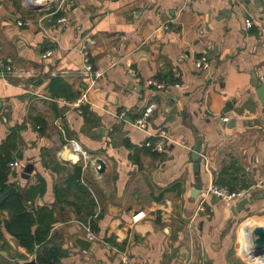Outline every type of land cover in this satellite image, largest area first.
Instances as JSON below:
<instances>
[{
    "label": "crops",
    "instance_id": "crops-1",
    "mask_svg": "<svg viewBox=\"0 0 264 264\" xmlns=\"http://www.w3.org/2000/svg\"><path fill=\"white\" fill-rule=\"evenodd\" d=\"M15 1L0 0V142L11 131L20 137L11 183L25 191L44 180L35 208L56 205L52 236L69 252L62 263L264 261L254 243V231L264 230V186H258L264 185V106L255 86L264 84V0H66L58 17L50 15L56 0L42 11L19 9ZM27 17L30 27L18 26ZM36 17H45L58 44ZM63 17L67 22L58 24ZM246 19L255 22L252 29ZM87 40L94 69L104 73L89 90L80 52ZM48 50L54 54L44 59ZM200 57L209 70L196 68ZM151 80L166 87L155 88ZM86 92L89 103L81 111L63 102ZM151 104L157 109L148 130L140 131L133 121ZM160 129L169 132L164 153L145 147ZM69 140L95 164L85 165L67 148ZM197 141L199 177L192 160ZM97 160L105 163L102 173ZM27 165L33 169L26 179ZM76 166L96 202L98 217L86 222V211L79 214L73 203H79L75 191L56 196ZM213 184L247 189L252 202L234 212L238 202L206 195ZM138 211L145 218L135 223ZM6 239L26 254L14 238ZM82 239L91 243L87 250L77 244Z\"/></svg>",
    "mask_w": 264,
    "mask_h": 264
},
{
    "label": "trees",
    "instance_id": "trees-1",
    "mask_svg": "<svg viewBox=\"0 0 264 264\" xmlns=\"http://www.w3.org/2000/svg\"><path fill=\"white\" fill-rule=\"evenodd\" d=\"M16 3L20 9L19 2ZM60 15L58 13L57 17ZM73 100L75 99L69 101ZM19 147L20 137L15 131H11L6 140L0 142V264H12V262L19 264V261L26 262L30 258H34L38 264H63L62 260L69 256V252L52 236L56 222V205L51 209L44 206L35 208L37 196L45 192L44 180L39 177V185L25 191L10 182L12 175L10 166L17 160ZM82 171L81 166L74 167L64 185L56 188V196L60 199L62 195L75 191L79 203H73L77 205L79 214L82 210L86 211L84 215L86 222L87 219H94L98 215L95 211V200L90 191L81 184ZM90 227L95 229L92 223ZM6 235L14 238L18 247L23 248L26 254L13 249ZM4 252L5 256L2 254Z\"/></svg>",
    "mask_w": 264,
    "mask_h": 264
},
{
    "label": "built area",
    "instance_id": "built-area-1",
    "mask_svg": "<svg viewBox=\"0 0 264 264\" xmlns=\"http://www.w3.org/2000/svg\"><path fill=\"white\" fill-rule=\"evenodd\" d=\"M106 1H117V0H106ZM66 2V0H56L55 4H56V9L54 10V12H52L50 15H55L57 13H59L62 8L64 3ZM49 10V8L47 9ZM46 12V11H44ZM36 21L38 22L41 30L43 31V33L48 37V39L55 43L58 44V39L56 37H54L52 35V33L49 32V29L46 28L43 25V20L45 19V17H36ZM33 21V18H21L17 21L18 26L20 27H25V28H29L31 23ZM58 24H64L67 22V19L65 17L59 19ZM245 25L246 28L248 29H252L255 25V22L253 20L250 19H246L245 20ZM260 28L263 27V31H264V25L259 26ZM92 44L89 40H87L85 45H82L80 47V52H81V56H82V65L84 70L88 73L89 75V89L92 88H97L99 86V81L100 79L104 76L103 71L101 70H95L93 67V64L91 63V57H90V53H89V45ZM54 54L53 50H48L45 53H43V58H49L52 57ZM195 66L199 71H206L210 69V62L208 61V59L206 57H200L198 59L195 60ZM2 68L11 71V67L9 66H3ZM54 75V74H53ZM149 84L155 88L158 89H164L166 87L165 84L163 83H158L157 81H149ZM64 104L68 107H72L78 111H81L82 107L87 105L89 103V99H88V94L87 92L84 93L82 96L78 97L77 99L73 100V101H63ZM157 109V105L155 104H151L149 106H147L142 112H140V114L134 119L133 121V125L136 129L140 130V131H147L148 130V126H149V122L151 120V118L153 117L155 111ZM119 119L123 122H125L128 119V116L126 113H121L119 115ZM224 121H228V118L225 117L223 119ZM153 140L154 141H148L145 144V147H149L152 148L153 151L157 152V153H164L166 150V143L169 141V132L165 129H160L158 131L155 132V134L153 135ZM67 148L71 149L74 153L80 155L81 159L83 160L85 165L88 164H95L94 160L90 157V155L83 150V148L81 147V145L75 141V140H69L67 141ZM97 165V164H96ZM11 170H16L19 168V163L18 162H14L11 164ZM258 186L263 187V183L260 182ZM249 190L244 189L241 191H232L230 190L228 187L225 186H220L217 184H213L209 187L206 195H212L216 198H218L219 200L225 201V202H229V203H236V202H240L241 200L244 199H248L249 198ZM134 216H133V221L135 223H138L140 221H142L145 218V213L143 211H138V212H134ZM87 238L89 240H94V233L92 232V230L87 227ZM124 264H129L128 259H126L124 261ZM256 264H264L263 260H258Z\"/></svg>",
    "mask_w": 264,
    "mask_h": 264
},
{
    "label": "water",
    "instance_id": "water-1",
    "mask_svg": "<svg viewBox=\"0 0 264 264\" xmlns=\"http://www.w3.org/2000/svg\"><path fill=\"white\" fill-rule=\"evenodd\" d=\"M30 11H42V10H46L49 8V6H52L53 5V1L48 4V6L45 8V6H40V5H31V4H27ZM255 86L257 87V94H258V97L262 103V105L264 106V84L262 82H259L257 81L255 83ZM132 122V120H130ZM201 145H202V142L201 141H197V144H196V147H195V150L192 154V160L194 162V173L197 177H199L200 175V172H201V164H200V159H201V155H200V152H201ZM68 152L69 150L66 151V153L63 155V159L65 161L68 160ZM96 164L98 166V169H97V172L98 173H102L104 172L106 166H105V163L102 161V160H97L96 161ZM32 169H33V166L32 165H27L24 169V174L22 175L23 178H29L28 177V174H30L32 172ZM27 174V175H26ZM200 182V181H198ZM200 183H198L197 187H199ZM199 195V190L196 188L194 190H192L191 192V197L192 198H196L197 196ZM261 197H264V194L261 195ZM215 200H218V198L216 199V197H213ZM250 202H252L249 198L248 199H244V200H241L240 202H238V204L236 206H234L233 208V211L234 212H239L241 211V209L248 205ZM254 235L258 237V239L254 242L255 243V250L259 252L260 255H264V230L263 228H258L254 231ZM77 244L79 245L80 248L84 249V250H87L90 246V242L87 241V240H78L77 241ZM22 264H38L36 262V260L34 258H31L29 261H26V262H23Z\"/></svg>",
    "mask_w": 264,
    "mask_h": 264
},
{
    "label": "bare ground",
    "instance_id": "bare-ground-1",
    "mask_svg": "<svg viewBox=\"0 0 264 264\" xmlns=\"http://www.w3.org/2000/svg\"><path fill=\"white\" fill-rule=\"evenodd\" d=\"M27 4L45 6V8L54 0H25Z\"/></svg>",
    "mask_w": 264,
    "mask_h": 264
},
{
    "label": "rangeland",
    "instance_id": "rangeland-1",
    "mask_svg": "<svg viewBox=\"0 0 264 264\" xmlns=\"http://www.w3.org/2000/svg\"><path fill=\"white\" fill-rule=\"evenodd\" d=\"M17 1L21 4L22 7H24V9L29 10L30 7H28L25 0H17Z\"/></svg>",
    "mask_w": 264,
    "mask_h": 264
}]
</instances>
